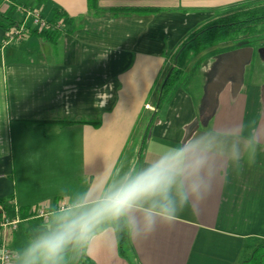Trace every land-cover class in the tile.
Listing matches in <instances>:
<instances>
[{"label": "crops", "instance_id": "0c3cea01", "mask_svg": "<svg viewBox=\"0 0 264 264\" xmlns=\"http://www.w3.org/2000/svg\"><path fill=\"white\" fill-rule=\"evenodd\" d=\"M0 2V12L17 22L24 16L17 4L46 19L55 8L65 13L53 38L30 27L8 40L0 27V202L9 216L10 199L20 207L22 222L6 235L16 264L27 240L61 213L43 221L30 217L32 206L95 199L126 175L183 148L186 137L189 159L203 162L199 178L211 183V194L179 213L171 227L146 239L129 238L124 254L113 228L106 227L79 255L94 264H245L264 246V86L258 84L264 43L253 49L257 61L245 65L239 87L227 82L212 111L204 106L205 87L228 53L225 42L197 52L189 45L175 56L201 24L264 0H96L100 10L88 0ZM124 7L161 11L109 10ZM186 52L195 73L202 71L200 80L182 79L189 66H179L178 59ZM170 65L183 75L157 106Z\"/></svg>", "mask_w": 264, "mask_h": 264}, {"label": "clouds", "instance_id": "9594fccd", "mask_svg": "<svg viewBox=\"0 0 264 264\" xmlns=\"http://www.w3.org/2000/svg\"><path fill=\"white\" fill-rule=\"evenodd\" d=\"M187 140L183 148L126 175L95 199L85 196L63 210L30 243L21 264H64L66 250L87 251L97 228L106 222L127 218V235L132 240L146 239L158 228L174 225L179 213L204 201L213 191L211 183L199 178L203 162L195 156L189 159Z\"/></svg>", "mask_w": 264, "mask_h": 264}, {"label": "trees", "instance_id": "16d2710c", "mask_svg": "<svg viewBox=\"0 0 264 264\" xmlns=\"http://www.w3.org/2000/svg\"><path fill=\"white\" fill-rule=\"evenodd\" d=\"M89 6L96 10H100L98 7L96 0H88ZM112 14L118 13H156L161 11L159 8H112L109 9ZM4 12V11H3ZM0 12V27L4 28L8 31L11 27L18 26L19 22L15 20H10L5 13ZM65 16V13L55 8L53 10V15L50 19H48L49 28L45 30H30L32 33L53 38L58 33L57 21L60 17ZM264 23V3L255 5L250 8L244 9V11L235 12L230 15L216 17L212 20L206 21L201 24L191 32H189L186 37L182 40L179 45L177 51L175 52V56H177L187 47L193 46L195 52L204 50L213 45L225 42L227 40H235L236 37L240 34H243V37H247L249 33V29L254 27L255 25H259ZM242 47V46H241ZM239 48V47H238ZM183 71L182 69L176 67V65H170L167 67L165 75L160 83L158 89V104L159 106L161 102L165 99L168 93L173 89L176 82L182 77ZM65 123H72L75 121H64ZM84 122V121H81ZM97 125L98 122H95ZM197 122L191 124L188 128V132L193 130ZM106 227H112L117 244L118 249L121 254L126 252V248L128 246L129 237L127 235V221L125 218H122L117 222H106L100 225L97 231H100ZM264 260V246H257L252 252L251 257L245 262V264H263ZM76 264H94L86 254L82 253L79 255Z\"/></svg>", "mask_w": 264, "mask_h": 264}, {"label": "built area", "instance_id": "2783aa9c", "mask_svg": "<svg viewBox=\"0 0 264 264\" xmlns=\"http://www.w3.org/2000/svg\"><path fill=\"white\" fill-rule=\"evenodd\" d=\"M2 1L3 3L11 4V0ZM15 6L16 10L24 16L18 26L11 27L6 31L8 40L22 36L30 27L37 29L38 31L49 28L48 19L44 18L39 11L19 4ZM57 27L59 26L57 25ZM9 204L13 209V216H9L5 212L4 205L0 202V264H16L15 255L7 244L6 235L9 232L17 230L19 224L22 222V218L20 217V207L17 205L16 201L10 199ZM69 207L70 205L65 201L59 202L55 208L36 205L29 209V215L30 217L40 218L43 221H47L53 212H62Z\"/></svg>", "mask_w": 264, "mask_h": 264}, {"label": "rangeland", "instance_id": "374dc122", "mask_svg": "<svg viewBox=\"0 0 264 264\" xmlns=\"http://www.w3.org/2000/svg\"><path fill=\"white\" fill-rule=\"evenodd\" d=\"M263 3V2H262ZM261 3V4H262ZM1 4V2H0ZM2 5V4H1ZM245 6V5H244ZM240 11H244V8H241V9H237V10H232L230 11L229 13L225 14L224 16L226 15H230L232 13H235V12H240ZM30 29V28H29ZM249 33L248 34H245L247 35V37H243V34H240L236 37V39L233 41V40H227L225 41V43H223L222 45V48L223 50H225L226 52L228 51H231V50H234L238 47H241V46H250L252 47L254 50H256L257 46L259 44H262L264 43V23L262 24H259V25H255L254 27H252L251 29H249ZM28 33V32H26ZM188 52H186L185 54H183L179 59H178V65L179 66H184L183 68H186L187 64H188V68L186 69L185 71V74L183 75V78L184 80H189V81H196V80H200L202 78V71L198 70L196 71L195 73V70L192 69V67L189 65V60H190V56L187 55ZM257 53L255 51V55L257 56ZM255 56V57H256ZM256 59V58H255ZM174 60V59H173ZM257 60H250L246 63V65L248 64V66H253L255 65ZM253 64V65H252ZM206 72V71H204ZM248 75V74H247ZM205 77V76H204ZM261 83V86L263 87L264 86V77L262 78V80L260 79V81H258V84ZM260 86V87H261ZM264 88V87H263ZM41 224H45V222H41ZM42 230V229H41ZM33 240L36 239L35 237L32 238ZM32 240V241H33ZM30 239L27 240V242L25 243L24 245V248L22 249V253H21V256L20 258L18 259V263L21 264V261L23 259V253L24 251L27 249V247L30 245V243L32 242ZM82 250L79 249V248H72V247H69V249L66 250L65 254H64V264H74L76 258L78 257L79 253L81 252Z\"/></svg>", "mask_w": 264, "mask_h": 264}, {"label": "water", "instance_id": "95a60500", "mask_svg": "<svg viewBox=\"0 0 264 264\" xmlns=\"http://www.w3.org/2000/svg\"><path fill=\"white\" fill-rule=\"evenodd\" d=\"M252 54L253 48L245 46L225 55V59L205 87L204 106L206 109L210 111L214 109L217 102V94L227 82L230 81L234 87H239L242 82L245 65L250 61Z\"/></svg>", "mask_w": 264, "mask_h": 264}]
</instances>
